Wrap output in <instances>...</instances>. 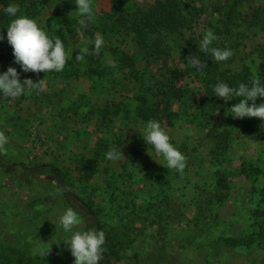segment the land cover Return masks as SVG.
<instances>
[{
    "label": "rangeland",
    "instance_id": "1",
    "mask_svg": "<svg viewBox=\"0 0 264 264\" xmlns=\"http://www.w3.org/2000/svg\"><path fill=\"white\" fill-rule=\"evenodd\" d=\"M154 1L92 0L95 19L82 29L83 37L76 31L77 10L58 17L55 28L70 36L63 71L46 77L40 95L26 91L15 102L0 96V131L9 137L7 154H0V246L22 250L41 264H74L64 244L73 233L59 227V217L72 208L81 220L74 231L97 230L90 205L107 222L106 264H159L161 252L172 264H264V139L227 112L203 116L201 74L181 47L184 38L213 31L233 0L184 5L189 24L183 34L164 33L165 52L148 62L116 18L124 5L147 9ZM61 4L44 0L34 20L43 27ZM256 7L264 9V0L240 8L250 17ZM242 28L241 44L230 48L225 67L264 74V28ZM97 33L104 38L100 54L76 62L79 48L94 50ZM123 52L134 57L135 71L121 61ZM9 67L13 62L0 61V74ZM18 72L21 82L28 79ZM175 88L184 90L177 101L170 98ZM142 110L185 155L183 175L168 169L136 131L149 121ZM223 127L230 130L229 146L216 156L209 131ZM112 148L125 157L107 160ZM50 165L63 174L65 186ZM220 173L226 185H217ZM207 199H213L210 218L199 219ZM115 230L124 237L123 251L107 243ZM229 238L246 243L233 245Z\"/></svg>",
    "mask_w": 264,
    "mask_h": 264
},
{
    "label": "trees",
    "instance_id": "2",
    "mask_svg": "<svg viewBox=\"0 0 264 264\" xmlns=\"http://www.w3.org/2000/svg\"><path fill=\"white\" fill-rule=\"evenodd\" d=\"M62 2L61 6L54 9L51 14L47 17L45 25L42 27L46 33L54 38L57 35L62 39L65 45V50L69 44V37L65 33L56 29V19L64 16L74 10H77L75 0H59ZM196 0H155L147 9L140 6L133 7L131 5L123 7V10L118 12L116 21L121 28L129 30L132 34L135 42L144 52V57L148 62L157 60L165 52L163 47L164 33H182L189 24L188 17L184 12L183 6L191 4ZM249 0H233L231 5L226 10L224 16H221L216 25H212L213 33L217 39L213 42L211 47L219 49H230L235 47V44H241L243 38V26L247 27H261L264 28V9L262 7H256L253 14L248 17L242 14L241 5ZM20 11L17 13V17H11L4 12V8L9 4L16 5ZM44 0H0V34L4 35V40H0V61L8 60L13 62L14 68L18 71H22L19 64L15 63V57L13 55V49L7 42V27L11 21L19 16H27L31 19H35L36 16L41 14L42 4ZM77 23V22H76ZM203 39V36H189L184 38L181 45L184 54L188 57L193 55L198 57L200 60L205 61L207 68L204 71H200L201 82L204 86V97L201 100L204 110L201 111L203 116H212L216 111L228 112L235 101L231 100L225 103L221 98L214 95V86L219 82L227 83L230 87H238L240 83H244L251 86L253 78L259 79L264 84V74H257L253 72L248 66H244L241 69L234 70L230 67H225V62L215 63L211 57V53H204L199 49V41ZM239 41V42H238ZM237 48V47H236ZM121 61H124L126 66L129 67L130 72L135 71V59L134 57L123 52L121 55ZM23 72V71H22ZM28 78L34 82H38L41 79H46L47 76L53 75L57 72H49L48 74L41 72L36 74L34 72H23ZM172 93L175 101L180 100L184 96V90L176 89ZM243 99V97H241ZM257 105L264 103V97L258 98L256 101ZM251 104V101L249 102ZM142 116L149 120L152 115L147 114L144 110L141 111ZM177 114V113H175ZM238 123L244 126L247 130H254L258 135L264 139V121L259 118H248L235 119ZM209 136L211 137L212 152L216 156H222L229 146L230 130L226 127L210 129ZM85 162V161H84ZM0 164H3L0 160ZM92 164V163H91ZM53 169V173L58 178L60 183L65 186L63 174L60 170L53 165H50ZM10 168V167H9ZM93 164L86 168L87 179H91L93 176ZM91 185V183H89ZM217 185H226L225 175H219L217 179ZM217 186V187H218ZM92 200V199H90ZM206 205L201 214L198 215L200 218H208L212 210L213 199H207ZM89 217L92 224L97 230H103L107 225L94 215L92 206L88 205ZM106 225V226H105ZM264 233L263 229L261 228ZM112 231L110 237L107 238V243L112 248L119 246L123 251L125 247L121 242H125L122 234ZM252 235L250 234L249 237ZM222 237V236H221ZM219 237V238H221ZM119 239V240H117ZM122 240V241H120ZM232 242L233 245L237 243H246L245 239H227ZM105 249V245H104ZM166 254V253H165ZM160 253L159 264H172L169 260H166V255ZM106 255V249L104 256ZM0 264H41L39 258L27 255L24 251L19 250L15 247H3L0 246ZM102 264L105 263V258L102 260ZM174 264V263H173Z\"/></svg>",
    "mask_w": 264,
    "mask_h": 264
},
{
    "label": "clouds",
    "instance_id": "3",
    "mask_svg": "<svg viewBox=\"0 0 264 264\" xmlns=\"http://www.w3.org/2000/svg\"><path fill=\"white\" fill-rule=\"evenodd\" d=\"M75 2L77 15L81 17L76 31L83 37L82 29L86 28L89 22L95 19V13L92 0H75ZM19 11V7L14 4H9L4 8V12L11 17H17ZM4 38V35L0 34V40H4ZM216 39L217 37L213 31H207L203 39L199 41V49L204 53L210 52L215 63L225 62L233 55V52L227 48H210V45ZM7 42L13 49L14 62L19 64L25 73L34 72L39 74L44 72L48 74L49 72H60L69 62L70 56L65 50L62 39L58 35L54 38L50 37L36 20L27 16H19L11 21L7 27ZM103 45L104 38L97 33L94 39V50L90 51L88 47L79 48V54L76 55L75 61H83L86 55H99ZM187 63L198 71H204L207 68L205 61L193 55L187 57ZM46 89L45 78L38 82H34L30 78L21 82L20 73L14 67H9L6 72L0 74V96L12 102L23 97L26 91L40 95ZM213 91L214 95L223 99L225 103L236 97H243L239 103L228 109L226 115H231L233 119L248 117L259 118L264 121V103L259 105L256 103L258 98L264 97V84L259 79L253 78L250 87L244 83H240L238 87H230L227 83L219 82L214 86ZM250 101L251 104H249ZM136 131L143 137L142 139L147 145L152 146L157 157H163L168 169L175 170L183 175L187 166V159L170 142V135L159 121L149 120L146 126ZM8 143L9 137L3 131H0V154H7L6 145ZM148 155L152 156L149 147ZM122 157H125L123 150L116 148H112L106 153V159L112 162L119 161ZM80 223L81 220L78 214L72 208H68L59 217V227L65 233H73L64 244L69 246V250L75 258L74 264H100L105 253V232L103 230L74 231ZM122 255L124 254L122 253ZM128 255H131V252ZM121 264H124V262L122 261Z\"/></svg>",
    "mask_w": 264,
    "mask_h": 264
}]
</instances>
